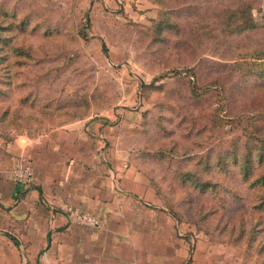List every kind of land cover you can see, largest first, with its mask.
<instances>
[{
	"label": "rangeland",
	"instance_id": "374dc122",
	"mask_svg": "<svg viewBox=\"0 0 264 264\" xmlns=\"http://www.w3.org/2000/svg\"><path fill=\"white\" fill-rule=\"evenodd\" d=\"M262 2L0 0V139L111 120L124 260L261 264Z\"/></svg>",
	"mask_w": 264,
	"mask_h": 264
},
{
	"label": "crops",
	"instance_id": "0c3cea01",
	"mask_svg": "<svg viewBox=\"0 0 264 264\" xmlns=\"http://www.w3.org/2000/svg\"><path fill=\"white\" fill-rule=\"evenodd\" d=\"M110 124L78 120L35 139H0V264H16L19 256L29 264H175L149 254L124 260L130 229L111 220L128 217L116 206L132 195L118 186L123 169L103 157L100 144L112 137ZM21 163L33 169L29 185L7 177ZM62 204L95 215L102 228L67 223Z\"/></svg>",
	"mask_w": 264,
	"mask_h": 264
},
{
	"label": "built area",
	"instance_id": "2783aa9c",
	"mask_svg": "<svg viewBox=\"0 0 264 264\" xmlns=\"http://www.w3.org/2000/svg\"><path fill=\"white\" fill-rule=\"evenodd\" d=\"M7 177L14 183L29 185L34 179L33 169L28 163H21L7 170ZM60 209L67 223L77 224L86 227L101 229L100 220L93 214L62 204Z\"/></svg>",
	"mask_w": 264,
	"mask_h": 264
},
{
	"label": "trees",
	"instance_id": "16d2710c",
	"mask_svg": "<svg viewBox=\"0 0 264 264\" xmlns=\"http://www.w3.org/2000/svg\"><path fill=\"white\" fill-rule=\"evenodd\" d=\"M262 4H263V8H264V0H263ZM243 13H244L243 19H244L245 22L249 23V25L248 26H241V29L243 30V29H246V28H248L250 26H251V28L254 27V25H252L251 19L249 18V10H248V6L247 5H244ZM260 55H261V53H260ZM262 55H263L262 58H264V50H263V54ZM251 156H252V152L250 150L245 151L243 153L244 162L247 163L250 160ZM247 169L248 168H246V170ZM245 176L246 177L249 176V171L248 170L245 172ZM261 177H262V180L264 181V174ZM262 187H264V185H262ZM257 205L258 206H262L264 208V195H262L259 198V200L257 202ZM253 241H254V238H251L250 242H253ZM257 251L260 254H262L264 252V241H262L260 243ZM261 264H264V260L262 261Z\"/></svg>",
	"mask_w": 264,
	"mask_h": 264
}]
</instances>
